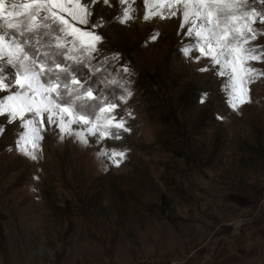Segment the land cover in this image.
<instances>
[{"label": "rangeland", "instance_id": "1", "mask_svg": "<svg viewBox=\"0 0 264 264\" xmlns=\"http://www.w3.org/2000/svg\"><path fill=\"white\" fill-rule=\"evenodd\" d=\"M131 6L125 23L119 0L92 17L107 21L99 59L119 55L92 76L94 94L128 131L98 140L95 122L64 113L88 143L45 123L36 159L16 147L18 120L0 134V264H264V78L233 110L227 78L182 51L194 39L181 19L145 21L144 0ZM112 150L125 153L118 167Z\"/></svg>", "mask_w": 264, "mask_h": 264}, {"label": "snow or ice", "instance_id": "2", "mask_svg": "<svg viewBox=\"0 0 264 264\" xmlns=\"http://www.w3.org/2000/svg\"><path fill=\"white\" fill-rule=\"evenodd\" d=\"M101 2L110 5V0H7L10 7L6 8V0H0V117H6L4 124H0V134L8 123L18 120V126L27 131L17 133L16 147L32 159L37 158L34 150L43 139L40 131L45 123L88 143L81 132L71 127L65 129V123L71 125L73 121H66L64 113L75 116L78 125L95 122L100 129L98 140L119 138L121 130H129L126 122L113 114L117 105L104 93L94 94L96 81L92 76L106 71L110 60H119L118 54L99 59L103 56L104 37L96 30L107 21L102 15L95 20L92 17L95 5ZM152 2L149 14L150 0H144V20L181 19V29H186L185 35L194 39V43L183 47L185 56L192 59V53L199 51L201 57L210 59L218 75L227 78L225 88L233 110L250 103V85L264 78V69L252 64L264 63V46L252 43L264 36V27H257L264 25V0ZM119 3L128 5L123 18L117 17L125 23L133 18L131 13L136 9L131 5L135 0ZM93 60L97 61L95 65ZM123 71L129 70L124 67ZM207 95L201 94L200 103L205 102ZM121 100L126 102L124 97ZM88 131L96 135L91 129ZM98 155L107 156L108 152ZM124 155L112 150L109 159L118 167Z\"/></svg>", "mask_w": 264, "mask_h": 264}, {"label": "built area", "instance_id": "3", "mask_svg": "<svg viewBox=\"0 0 264 264\" xmlns=\"http://www.w3.org/2000/svg\"><path fill=\"white\" fill-rule=\"evenodd\" d=\"M155 264H173V263H168V262H165L164 260H156L155 261Z\"/></svg>", "mask_w": 264, "mask_h": 264}]
</instances>
